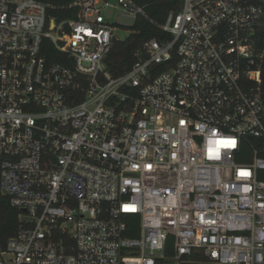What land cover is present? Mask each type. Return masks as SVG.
<instances>
[{"label": "built area", "instance_id": "built-area-1", "mask_svg": "<svg viewBox=\"0 0 264 264\" xmlns=\"http://www.w3.org/2000/svg\"><path fill=\"white\" fill-rule=\"evenodd\" d=\"M70 8L0 0V194L22 222L0 264H264V8L184 0L119 77L120 16L143 9Z\"/></svg>", "mask_w": 264, "mask_h": 264}, {"label": "trees", "instance_id": "trees-1", "mask_svg": "<svg viewBox=\"0 0 264 264\" xmlns=\"http://www.w3.org/2000/svg\"><path fill=\"white\" fill-rule=\"evenodd\" d=\"M48 5L47 19L62 22L73 17L70 8L78 0H37ZM141 7L144 14L139 15L135 23L128 29L131 31L125 40H115L109 55L105 60L107 70L113 77H119L131 70L137 60V53L141 51L145 42L157 39H172L164 33L160 26L166 23L170 13H178L184 0H132ZM244 3L258 5L264 8V0H242ZM259 49L264 53V30L260 33ZM42 53L46 55L48 63H60V53L49 40H45ZM257 84V83H254ZM22 222L20 212L13 208L9 198L0 194V254L7 249L8 241L17 235ZM135 237L136 233L131 234Z\"/></svg>", "mask_w": 264, "mask_h": 264}, {"label": "rangeland", "instance_id": "rangeland-1", "mask_svg": "<svg viewBox=\"0 0 264 264\" xmlns=\"http://www.w3.org/2000/svg\"><path fill=\"white\" fill-rule=\"evenodd\" d=\"M121 14L122 12L109 11L107 13V17L109 16L112 21H115L116 18L120 16ZM120 23L127 27H130L132 25V21L130 19L122 17V16H120ZM130 33L131 31L129 29L124 28V29L117 31L116 35L120 40H125L126 38L129 37Z\"/></svg>", "mask_w": 264, "mask_h": 264}, {"label": "water", "instance_id": "water-1", "mask_svg": "<svg viewBox=\"0 0 264 264\" xmlns=\"http://www.w3.org/2000/svg\"><path fill=\"white\" fill-rule=\"evenodd\" d=\"M260 91H261V99L264 105V54H263V60H262V67H261V73H260Z\"/></svg>", "mask_w": 264, "mask_h": 264}, {"label": "snow or ice", "instance_id": "snow-or-ice-1", "mask_svg": "<svg viewBox=\"0 0 264 264\" xmlns=\"http://www.w3.org/2000/svg\"><path fill=\"white\" fill-rule=\"evenodd\" d=\"M242 175L244 174V173H241Z\"/></svg>", "mask_w": 264, "mask_h": 264}]
</instances>
